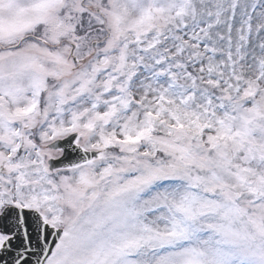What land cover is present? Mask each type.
Returning a JSON list of instances; mask_svg holds the SVG:
<instances>
[{"label":"snow or ice","instance_id":"obj_1","mask_svg":"<svg viewBox=\"0 0 264 264\" xmlns=\"http://www.w3.org/2000/svg\"><path fill=\"white\" fill-rule=\"evenodd\" d=\"M0 264H264V0H0Z\"/></svg>","mask_w":264,"mask_h":264}]
</instances>
